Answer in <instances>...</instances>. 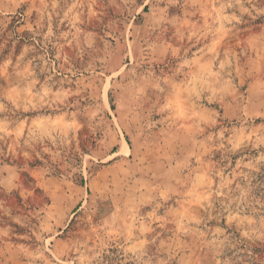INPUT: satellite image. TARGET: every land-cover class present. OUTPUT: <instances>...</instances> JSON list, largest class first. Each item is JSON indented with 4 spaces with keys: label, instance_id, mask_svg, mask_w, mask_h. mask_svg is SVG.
<instances>
[{
    "label": "rangeland",
    "instance_id": "1",
    "mask_svg": "<svg viewBox=\"0 0 264 264\" xmlns=\"http://www.w3.org/2000/svg\"><path fill=\"white\" fill-rule=\"evenodd\" d=\"M0 264H264V0H0Z\"/></svg>",
    "mask_w": 264,
    "mask_h": 264
}]
</instances>
